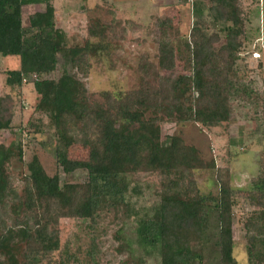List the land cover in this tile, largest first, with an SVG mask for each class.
Wrapping results in <instances>:
<instances>
[{
	"label": "trees",
	"instance_id": "trees-1",
	"mask_svg": "<svg viewBox=\"0 0 264 264\" xmlns=\"http://www.w3.org/2000/svg\"><path fill=\"white\" fill-rule=\"evenodd\" d=\"M54 1L0 0V56L19 61L17 69L4 71L11 94L0 95V131L14 136L22 130L13 123L15 102L31 85L34 114L45 119H37L43 124L34 125L35 132L51 131L58 142L52 174L36 156L26 172L14 167L23 165L21 140L0 147V264H65L60 222L96 225L103 211L125 205L127 177L142 172L159 177L158 203L152 217L138 220L136 234L143 249L158 253L160 264H237L233 208L239 193L252 208L240 221L248 264H264V130L259 172L245 190L233 189L227 168L203 160L178 135L161 133L165 122L220 127L231 120L235 101L251 105L264 124V95L238 79L247 22L241 1L182 0L191 4L194 20L190 47L179 53L171 39H159L156 65L148 55L139 58L138 87L103 91L102 101H90L78 77L88 75L92 51L103 50L101 41L91 45L87 39L68 48L56 25ZM28 6L42 9L29 14L24 25L22 11ZM93 28L97 35L89 30L90 37L100 40L102 31ZM60 55L68 69L57 79L47 78L56 71ZM179 59L190 75L160 73L173 71ZM74 147L84 149L87 158L68 159L65 151ZM79 170L87 174L86 182H61L59 171L68 175ZM200 171L215 173V196L200 191L195 178Z\"/></svg>",
	"mask_w": 264,
	"mask_h": 264
},
{
	"label": "rangeland",
	"instance_id": "rangeland-1",
	"mask_svg": "<svg viewBox=\"0 0 264 264\" xmlns=\"http://www.w3.org/2000/svg\"><path fill=\"white\" fill-rule=\"evenodd\" d=\"M240 1L247 22L237 61L238 79L262 97L264 0ZM53 5L56 25L65 33L68 48L81 46L87 39L91 45L101 41L103 50L100 53L92 51L88 75H78L90 101H102L100 93L103 91L136 89L139 85V58L148 55L150 62L156 65L159 39H171L179 53H185L187 46L190 47L188 35L194 20L191 4L183 3L182 0H55ZM41 9L40 6L24 7V25L28 24L29 14ZM93 26L102 31L100 40L95 37L97 34ZM89 30L96 35L90 37ZM207 33H212V29L209 28ZM223 42L222 35H219L218 44ZM253 51L260 57L254 58ZM65 65L63 56H58L57 69L47 78L57 79L67 68ZM18 66L17 57L0 56V95L11 94L5 86L4 71L17 69ZM160 73L174 77L190 75V70L179 59L173 71ZM16 101L13 123L20 124L22 130H17L14 136L9 131H0V147L7 146L11 140H21L24 146L23 165L17 164L14 167L26 172V164L36 156L52 174L58 142L51 131L35 132L34 125L41 128L39 125L43 122L38 123V115L34 114L37 101L32 86H25L22 98L17 97ZM232 109L231 120L220 127L204 129L191 122H165L161 126V133L163 136L178 135L186 145L195 147L203 160L214 161L216 167L227 168L233 189L245 190L259 172L264 124L248 103L235 101ZM38 120L45 121L42 117ZM65 155L71 160L87 158V152L80 147L67 149ZM59 177L62 183H84L87 180V174L81 170L68 175L59 171ZM195 178L203 194H217L213 171L197 172ZM127 182L125 205L103 211L96 225L90 226L88 221L83 220L64 219L60 222V255L65 264H160L158 253L149 248L143 249L136 234L138 220L144 216H153L154 207L158 203L159 177L154 173L142 172L128 176ZM234 203L233 255L237 264H248L240 221L252 208L240 193L234 198Z\"/></svg>",
	"mask_w": 264,
	"mask_h": 264
},
{
	"label": "built area",
	"instance_id": "built-area-1",
	"mask_svg": "<svg viewBox=\"0 0 264 264\" xmlns=\"http://www.w3.org/2000/svg\"><path fill=\"white\" fill-rule=\"evenodd\" d=\"M262 48H263V50H264V47H262ZM253 55H254V58H259V57H260L259 54H258L257 52H254Z\"/></svg>",
	"mask_w": 264,
	"mask_h": 264
},
{
	"label": "crops",
	"instance_id": "crops-1",
	"mask_svg": "<svg viewBox=\"0 0 264 264\" xmlns=\"http://www.w3.org/2000/svg\"><path fill=\"white\" fill-rule=\"evenodd\" d=\"M24 24V23H23Z\"/></svg>",
	"mask_w": 264,
	"mask_h": 264
}]
</instances>
